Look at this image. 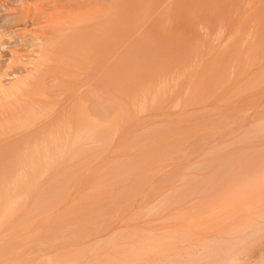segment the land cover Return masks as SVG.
<instances>
[{"label": "rangeland", "instance_id": "rangeland-1", "mask_svg": "<svg viewBox=\"0 0 264 264\" xmlns=\"http://www.w3.org/2000/svg\"><path fill=\"white\" fill-rule=\"evenodd\" d=\"M132 1L133 6L138 3ZM147 1L138 10L118 5L119 13L131 16V24L120 26L116 38L115 127L95 142L94 150L76 151L80 141L62 154L32 153L31 158L20 151L0 153V264H85L87 258L86 264H101L92 260L93 252L79 260L95 247L102 249L98 256L106 252L120 263L141 264L156 249L167 251L169 243L183 247L232 231L242 237L251 232L235 235L240 223L262 220L257 209H264L263 160L250 179L244 173L239 180L241 174H236L234 183L228 178L220 188L207 183L205 188L197 184L200 190L197 185L183 188L187 178L206 172L212 153L242 143L249 133L263 142L257 129L264 124V39H259L257 26L258 17H264V0H167L171 11L164 9L169 10L165 15L178 7L189 21L157 28L133 20L155 9V0ZM150 150L167 155L154 161L147 156ZM29 158L37 166L21 165ZM206 186L212 191L206 192ZM42 192L49 200L40 197ZM241 196L258 206L247 205ZM243 200L250 212L243 209ZM77 205H89L96 214L65 217ZM61 220L70 223L60 226ZM52 225L54 230H48ZM261 229L233 249L246 264L253 257H244L243 250L264 238ZM184 232L193 236L187 238L190 242L179 236ZM150 234L168 237L148 252L121 257L120 246Z\"/></svg>", "mask_w": 264, "mask_h": 264}, {"label": "bare ground", "instance_id": "bare-ground-1", "mask_svg": "<svg viewBox=\"0 0 264 264\" xmlns=\"http://www.w3.org/2000/svg\"><path fill=\"white\" fill-rule=\"evenodd\" d=\"M176 1L179 0H172L171 3H176ZM137 2L133 6L132 0H0V153L16 152L18 154L17 151H20V154L31 153V158H35L32 153L35 155L40 152L62 154L76 147L80 141L79 145L82 144L77 146L76 151L94 150L95 142L114 129L116 38L120 26L131 24L129 22L131 16L119 13L118 5L130 10L142 9V0H137ZM156 3L158 9H156ZM190 3H193V0H190ZM151 4L155 6V9L142 12V15H138L133 20L145 21L147 26L155 28L166 25L165 23L184 25L189 21V16L186 14L185 17L183 15L185 13L181 14L178 7L172 15H165L169 14V10L163 11L170 5L167 0H155ZM170 8L171 6L168 9ZM180 9L183 8L180 7ZM258 19V36L259 39H264V17H258ZM142 34L144 37L147 36L144 32ZM6 37L8 38L6 39ZM5 55L8 57L4 58ZM257 131L263 137V142L254 141L255 135L249 133L243 138L242 143L230 145L223 152L212 153L211 162L205 170L206 172L202 174L200 171L187 178L183 189H189V185L190 188L191 185L192 188L196 187L197 184L204 185L205 188L206 183L212 184L211 188L213 189V186L222 185L223 182L226 183L225 180L232 178L228 180L230 184L229 181L233 182V176L237 177L236 174H241L238 177L239 180L244 173L243 176H247L246 178L252 175L251 172H255L259 168L253 169L257 162L263 160L264 163V124L260 125ZM70 137L74 138L72 142L66 140L64 143L62 140ZM87 139L88 141L83 142ZM146 152L144 151V153ZM149 152L147 156H152L154 159H149L154 161L167 155L166 152L159 150H150ZM31 158L23 160V164L21 160V165L26 166L28 163L37 166L35 160ZM39 160H41L40 157ZM43 161L45 160L43 159ZM41 163L43 162L41 161ZM41 163L40 165H42ZM50 163L52 162L50 161ZM49 164L46 163V166ZM132 164L136 165L137 163L132 162ZM122 168L124 169V166ZM30 170L35 169L30 168ZM164 176L167 175L161 177ZM243 178L245 179V177ZM199 185H197L198 190H200ZM212 189H207L206 186L205 191H212ZM194 190L195 188L193 192H195ZM186 191L188 192V190ZM248 193L251 196V192ZM39 195L43 197L44 193H39ZM124 196L125 192L120 193L117 197L121 199ZM245 197L247 198L243 197V199L248 200L247 202L250 204L244 200L242 204L247 203L252 206L254 202L251 204L248 196ZM44 198L45 201L49 200ZM255 201L257 202V200ZM239 203L241 202L239 201ZM254 204L258 206L256 203ZM241 205L240 207L243 206ZM231 206V209H235L234 205ZM249 206H247V210H251L253 207ZM243 209L241 208V210ZM237 210L234 211L237 212ZM93 211L94 209L89 205H77L70 208L65 217L71 218L76 215L92 217L96 214ZM257 212L262 220H251V222L246 220L247 223L244 220L245 226L243 222L237 224L239 229L236 225L239 233L237 232L235 235L244 234L246 230H250L251 233H245L247 235L236 238L231 229L232 232L227 234L229 235L227 237L202 238L183 247H176L175 244L169 243V247L173 246L174 249L168 248L166 251L164 247L158 248L155 255L147 257L145 263L141 264H210L211 260L214 261L213 264H246L247 262L239 258L238 254L234 255L233 249L250 240L251 234L263 232L264 209H257ZM250 219L252 218L250 217ZM81 221L83 222V220ZM59 223L60 226L64 225L63 223L68 226L70 221L61 220ZM52 229L54 230L53 225L48 228L50 231ZM66 229L72 230L71 227ZM130 236L134 238L136 235L134 236L132 233ZM179 236L184 237L183 240L187 243L189 241L187 238L191 235L184 232ZM167 237L153 234L147 235V237L143 236L140 239L137 238L132 245L120 246L118 252L122 253L121 257L124 254L125 258L129 257L131 253L140 251L142 253L145 250L148 252L154 244L161 243L162 240L166 241ZM169 239L177 238L171 236ZM111 244V247L115 245L110 241ZM115 246L114 249L117 248ZM246 249L248 252L243 250V256L253 257L250 260L252 264H264V238H258ZM99 250L100 248L96 249V247L89 252L86 250L79 260L83 256L95 253L91 258H96H92V260H99L101 264H128L120 263L116 256L106 252L100 253L98 256L96 252L99 253L102 249ZM89 259L87 258L86 263Z\"/></svg>", "mask_w": 264, "mask_h": 264}]
</instances>
